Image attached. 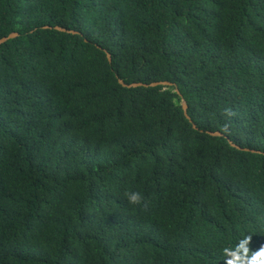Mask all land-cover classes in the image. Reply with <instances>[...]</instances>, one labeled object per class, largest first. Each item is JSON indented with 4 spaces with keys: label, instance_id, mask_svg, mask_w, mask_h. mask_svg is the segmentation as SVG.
Instances as JSON below:
<instances>
[{
    "label": "trees",
    "instance_id": "16d2710c",
    "mask_svg": "<svg viewBox=\"0 0 264 264\" xmlns=\"http://www.w3.org/2000/svg\"><path fill=\"white\" fill-rule=\"evenodd\" d=\"M14 32L0 264H226L248 236L249 256L264 247V0H0V39ZM119 79L175 84L192 121L175 86Z\"/></svg>",
    "mask_w": 264,
    "mask_h": 264
},
{
    "label": "clouds",
    "instance_id": "9594fccd",
    "mask_svg": "<svg viewBox=\"0 0 264 264\" xmlns=\"http://www.w3.org/2000/svg\"><path fill=\"white\" fill-rule=\"evenodd\" d=\"M129 200L132 204H138L141 202L140 193H133L129 196ZM252 237L248 236L242 240L234 250H227V255L230 257L226 261V264H264V247H261L258 251H255L251 256L248 255V244Z\"/></svg>",
    "mask_w": 264,
    "mask_h": 264
},
{
    "label": "water",
    "instance_id": "95a60500",
    "mask_svg": "<svg viewBox=\"0 0 264 264\" xmlns=\"http://www.w3.org/2000/svg\"><path fill=\"white\" fill-rule=\"evenodd\" d=\"M45 28H54L55 30H58V31H61V32H65V33H69V34H79V32L75 31V30H69L67 28H64V27H61V26H55V27H45ZM19 34L17 32H14V33H11L10 35L6 36V37H3L2 39H0V46H2L3 44L7 43L9 40L11 39H14L16 37H18ZM107 56H108V59L109 61L112 63V55L107 52ZM119 83L124 86V87H127V88H136V87H157V86H165V87H170V86H175V91L176 93H178L180 95V97L182 98V108L185 112V115L186 117L190 120H191V117L189 116L188 114V109H189V106H188V103L187 101L184 99L183 95L181 94L179 88L169 82V81H162V82H154V83H151V84H145V83H132V84H127L125 83L122 79H119ZM194 128L195 129H198L197 125L194 124ZM209 134L213 135V136H222V133L220 132H208ZM231 145L238 148V149H242L241 147L237 146L236 144H234L232 141H230Z\"/></svg>",
    "mask_w": 264,
    "mask_h": 264
}]
</instances>
